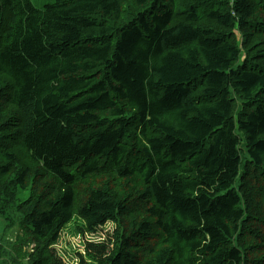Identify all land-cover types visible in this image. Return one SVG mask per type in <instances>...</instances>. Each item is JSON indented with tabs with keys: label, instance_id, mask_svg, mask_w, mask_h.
I'll return each instance as SVG.
<instances>
[{
	"label": "trees",
	"instance_id": "obj_1",
	"mask_svg": "<svg viewBox=\"0 0 264 264\" xmlns=\"http://www.w3.org/2000/svg\"><path fill=\"white\" fill-rule=\"evenodd\" d=\"M29 187L0 264L72 221L76 264H264V0H0V212Z\"/></svg>",
	"mask_w": 264,
	"mask_h": 264
},
{
	"label": "rangeland",
	"instance_id": "obj_2",
	"mask_svg": "<svg viewBox=\"0 0 264 264\" xmlns=\"http://www.w3.org/2000/svg\"><path fill=\"white\" fill-rule=\"evenodd\" d=\"M32 1L36 6L42 7L45 4L52 2L53 0H32ZM237 133L242 138V143L240 145V148L244 149L245 135L240 130H238ZM36 169L37 166L35 164L31 165L30 180L33 179ZM30 193H31L30 187L26 190H20V192L17 193L16 203H14V205L9 210L5 212H0V249L11 251L14 246L12 244L21 234L20 224H16L15 226L9 229L7 225L9 224L10 219L16 216L15 211L13 209H16L18 204L25 201L29 197ZM112 229H113V225L108 224L101 229L102 231L100 232V234H97L96 237L98 239H101V236L105 238L106 234L108 232H111ZM76 232H77L76 222L72 221L62 231L59 239L60 241L56 244L59 253L65 258L66 261H68L71 264H76L77 262L76 252L78 250L84 251L85 248L84 241L86 237H90L89 234L86 235H84V233L76 234Z\"/></svg>",
	"mask_w": 264,
	"mask_h": 264
}]
</instances>
